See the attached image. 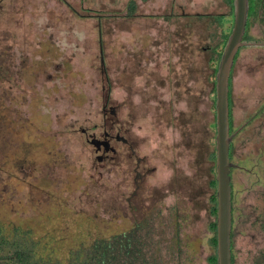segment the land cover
Listing matches in <instances>:
<instances>
[{
  "label": "rangeland",
  "instance_id": "374dc122",
  "mask_svg": "<svg viewBox=\"0 0 264 264\" xmlns=\"http://www.w3.org/2000/svg\"><path fill=\"white\" fill-rule=\"evenodd\" d=\"M232 27L224 0H0L3 226L31 230L62 263L82 242L133 231L145 264H208L215 76ZM244 42L229 89L232 253L259 264L264 17ZM104 130L128 145L96 150Z\"/></svg>",
  "mask_w": 264,
  "mask_h": 264
},
{
  "label": "trees",
  "instance_id": "16d2710c",
  "mask_svg": "<svg viewBox=\"0 0 264 264\" xmlns=\"http://www.w3.org/2000/svg\"><path fill=\"white\" fill-rule=\"evenodd\" d=\"M232 9L233 0H224ZM136 11L135 3L130 1L127 10V16H132ZM264 17V0H249L248 19L243 41L246 39V33L250 18ZM215 21L221 25L222 16L220 14L213 15ZM230 89V79H229ZM229 100V124H230V98ZM230 125V133H231ZM234 139V138H233ZM233 139L230 145L229 158L233 148ZM211 159H215V153L210 155ZM235 168L231 169L232 171ZM212 193L210 196V214L213 220L209 222L208 229L211 235L208 243L213 252L207 258L208 264H216V181L214 178L209 183ZM231 204H232V231H231V252L233 246V229L235 223V194L231 179ZM258 218L261 220V229L264 230V209ZM135 232H125L111 237H94L87 243H80L76 249L70 250L65 263L61 259L52 256L49 242H42L41 239L33 237V233L29 229H23L18 226L6 228L0 222V264H145L143 254L139 250L138 240L134 239ZM50 248H49V247ZM259 264H264V253L259 257ZM231 264H234V256L231 253Z\"/></svg>",
  "mask_w": 264,
  "mask_h": 264
},
{
  "label": "water",
  "instance_id": "95a60500",
  "mask_svg": "<svg viewBox=\"0 0 264 264\" xmlns=\"http://www.w3.org/2000/svg\"><path fill=\"white\" fill-rule=\"evenodd\" d=\"M249 0H233V27L223 47L215 82V181H216V264H231V169L236 167L229 158L234 134L229 124V79L239 49L246 45L243 36L248 19ZM116 139L124 141L120 135ZM91 144L107 149L108 143L97 138Z\"/></svg>",
  "mask_w": 264,
  "mask_h": 264
},
{
  "label": "flooded vegetation",
  "instance_id": "af4514ba",
  "mask_svg": "<svg viewBox=\"0 0 264 264\" xmlns=\"http://www.w3.org/2000/svg\"><path fill=\"white\" fill-rule=\"evenodd\" d=\"M100 56H101V64H103L104 60L102 58V50H101V48H100ZM6 58H7V54L4 53L3 50H0V75H2V73L6 70V65L5 64L3 65V63H5V59ZM2 70H3V72H2ZM106 107H107V105L105 103L104 106H103V113L104 114H106V112H107V108ZM109 113L110 114H115V108L112 107V106H110ZM117 135H120V134L117 133L115 135H112L111 133H109L106 130H104L103 138L102 139H99V140L106 141L108 143V146H107V149H105V147L102 145L100 147V150H103L105 152L114 151V149L110 145V140L113 139V138L115 140H117V141H120V142L128 145V140L125 137H123L122 135H120L121 137L124 138V141H122L121 139L120 140L116 139V136ZM129 146H130L131 152L134 153L133 146H131V145H129ZM141 162H143V158H138L137 159V166H139ZM140 176H141L140 173L137 172L136 173V179H139Z\"/></svg>",
  "mask_w": 264,
  "mask_h": 264
}]
</instances>
